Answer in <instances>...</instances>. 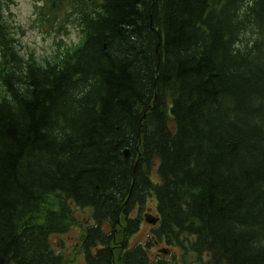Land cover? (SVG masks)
I'll list each match as a JSON object with an SVG mask.
<instances>
[{
    "label": "trees",
    "instance_id": "obj_1",
    "mask_svg": "<svg viewBox=\"0 0 264 264\" xmlns=\"http://www.w3.org/2000/svg\"><path fill=\"white\" fill-rule=\"evenodd\" d=\"M14 1L0 0V264H65L51 236L72 205L92 211L87 264H179L149 255L164 241L264 264V0H39L46 28L80 38L43 62L12 32ZM150 199L147 241L116 251Z\"/></svg>",
    "mask_w": 264,
    "mask_h": 264
},
{
    "label": "rangeland",
    "instance_id": "obj_2",
    "mask_svg": "<svg viewBox=\"0 0 264 264\" xmlns=\"http://www.w3.org/2000/svg\"><path fill=\"white\" fill-rule=\"evenodd\" d=\"M39 2V0H15L10 5L8 19L13 27L12 32H17V38L22 44L23 53L31 54L39 62L54 61L61 47H73L78 43L80 40L79 32L71 23H66L65 28L60 31L58 27L46 28L42 20L37 17L41 4ZM151 177L153 180L159 181L156 168L152 170ZM71 212L73 219L68 231L63 234L52 235V246L57 252L65 256V264H87L82 248V238L85 227L92 221V211L89 208H78L72 205ZM149 214L157 216L155 199H150L142 211H135L134 217L138 216L141 219V227L135 235L127 240L122 241L121 238H118V242L124 243L125 246L116 245V251L147 241V237L153 229V225L146 222V216ZM106 229L111 231L110 226H107ZM164 248L168 250L166 253L162 252ZM95 252L96 250H93V253ZM161 254L166 259L172 260V262L176 261L179 264H210L206 255H199L192 250L186 251L180 246L173 247L165 241L149 248V255L152 259Z\"/></svg>",
    "mask_w": 264,
    "mask_h": 264
},
{
    "label": "water",
    "instance_id": "obj_3",
    "mask_svg": "<svg viewBox=\"0 0 264 264\" xmlns=\"http://www.w3.org/2000/svg\"><path fill=\"white\" fill-rule=\"evenodd\" d=\"M124 155L126 158H129L130 156V151L128 149H126L124 151ZM159 221V217L153 216L152 214H149L146 216V222L152 225H156ZM162 252H165L164 250H162Z\"/></svg>",
    "mask_w": 264,
    "mask_h": 264
}]
</instances>
